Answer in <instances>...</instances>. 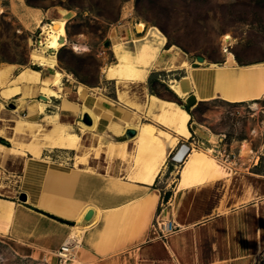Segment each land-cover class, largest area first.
<instances>
[{
  "label": "bare ground",
  "instance_id": "obj_1",
  "mask_svg": "<svg viewBox=\"0 0 264 264\" xmlns=\"http://www.w3.org/2000/svg\"><path fill=\"white\" fill-rule=\"evenodd\" d=\"M27 8V12L24 13L25 22L29 24L37 21L42 30L37 47L31 51V57L51 74L43 78L42 70L33 66H24L13 74L17 64L4 63L0 66L2 108L4 101L14 97L18 98L19 107L25 105L28 108L26 116H18L14 123L9 124L10 126H3L0 123V134L7 136L11 141V144L0 142V157L3 161L19 156L23 158L26 171L25 186L27 185L28 189L27 200L30 203L58 213L69 214L81 205L82 200L79 198L87 195L98 200L96 203H91L98 210L95 219H98L102 210H105L103 222L108 221L109 217L113 220L116 216L119 220L120 217H126L131 212L140 215V220L152 208L156 194L136 199L141 193V187L132 180L143 181L147 185L154 183L173 152L176 151L174 160L184 162L177 183L178 192L185 187L196 185L201 188L211 187L216 177H225L232 173L217 158L219 151L214 144L213 134L210 137L201 136V142L206 149L195 146L191 148L190 145L181 142L182 137L191 134L189 126L191 114L174 99L150 94L149 113L155 120L144 121L140 115L133 118L127 113L124 114L126 117L106 116L103 108L94 105L92 100L99 96L91 93L80 107L83 120H79V123L84 136L74 131L70 124L61 121L60 112H48L45 106L51 97L60 95L63 97L59 93L62 77L65 75L72 77L71 73H65L57 67L59 61L56 52L60 46L68 43L66 25L73 14L70 9L59 6L51 14V21L45 22L40 9ZM135 28L136 32H144V34L135 37L137 35H134L135 32L131 29L127 34H120L117 31L111 33L117 61L106 66L105 73L108 77L145 79L151 69L160 66L158 64L160 60L164 64L162 67L175 69L185 66L189 70L188 74L173 79L170 85L181 97H186L190 90L194 91L199 100H208L215 96L232 101L255 100L264 94V60L239 62L234 52L229 49L235 43V38L230 33L223 35L226 61L218 63L197 58L196 61H190L182 56L175 44L164 46L167 36L155 25L141 21L135 24ZM133 35L137 47L135 51L126 47L127 38ZM72 47L78 52L89 49V46L81 41L73 42ZM55 86L59 89L54 88ZM83 88L81 84L79 90ZM37 95L41 98L37 99ZM136 104L137 107L140 106L137 100ZM62 105L68 107L66 98L63 99ZM2 108L0 107V110ZM15 110L18 111V108ZM39 114H43L42 120L47 121V126L39 121ZM86 114L91 118V122L84 120ZM129 128L137 130L135 139L126 138L124 141H117L110 138L107 145L103 141L104 138L101 139L102 132L121 135ZM17 133L29 134L31 138L26 142L20 141L13 137ZM87 133L93 135L94 139L91 143L86 142ZM46 147L74 149L76 153L73 166L44 157L42 153ZM242 152L248 155L253 152L246 140L242 143ZM127 153L135 154L130 157L133 159L132 165L126 178H123L120 173V163H116L115 160L116 156L119 158L128 156ZM93 156L101 160L95 166L90 164V158ZM103 158L110 160L109 162L104 160L103 163ZM104 165L107 169L106 173L100 170V166ZM2 170L0 169V173ZM57 187L60 194L68 195L66 202H55L54 193ZM1 188L0 185V191L10 195V187ZM70 196L77 199L71 201ZM129 197L133 199L132 203L124 205L122 211L118 210L120 212L113 210L114 212L111 213L109 202L129 199ZM8 204L12 203L0 196V210L8 209V206L10 207ZM85 209L87 207H84L78 216H81ZM87 229V225L72 227L73 234L68 241L73 242L75 237L82 235Z\"/></svg>",
  "mask_w": 264,
  "mask_h": 264
},
{
  "label": "rangeland",
  "instance_id": "obj_2",
  "mask_svg": "<svg viewBox=\"0 0 264 264\" xmlns=\"http://www.w3.org/2000/svg\"><path fill=\"white\" fill-rule=\"evenodd\" d=\"M59 6L70 9L73 16L66 25L68 43L60 46L56 52L59 61L57 67L65 73H71L72 77L68 75L62 77L59 93L63 97L61 95L51 97L45 106L48 112L60 111L57 105L61 102V98L75 100L81 107L88 95L93 93L99 96L97 99H92L94 105L101 106L108 117L125 116L124 114L127 113L129 117L134 118L140 115L144 121H154L155 118L149 113L150 94L179 100L180 104L189 108L192 113L189 112L191 114L189 123L191 134L181 138L182 143L190 145L191 148L195 146L206 149L201 142V134L204 137H210L213 134L214 144L218 151L225 147L227 154L232 153L237 158L239 157L237 162L225 161L220 152H217V158L232 172L228 175L229 178L232 179L233 170H235L237 172L233 174L234 182L245 180L249 176L264 179V94L255 100L243 101H232L215 96L208 100L197 99L194 105H188L187 98L194 91L190 90L186 97H181L170 86L173 79L188 74L189 70L185 66L170 69L162 67L164 64L159 60L160 66L151 69L145 79L110 78L105 73L106 66L117 61L111 33L117 31L120 34H127L131 29L135 32L133 34L137 35L135 37H140L144 32H136L135 24L141 21L157 26L167 36L164 46L169 47L175 44L182 56L190 61H196L198 55L204 56L208 62L226 61L223 41V35L226 33H230L235 38V43L229 49L234 52L239 62L263 61L264 0H0V7H2L0 11V66L4 63L17 64L13 74L24 66L39 68L42 70L43 78L51 74L38 62H34L31 57V51L37 47L42 30L37 21L26 23L24 13L27 12V7L38 8L43 21L50 22L51 14ZM134 35L129 36L126 43V47L131 51L137 49L136 42L133 40ZM79 41L88 45L89 49L78 52L72 47L73 42ZM69 68L73 69L78 76ZM81 84L84 88L80 91ZM54 88L59 89L58 86ZM36 98L40 99L41 96L37 95ZM136 100L139 101V107H137ZM18 105L17 97L4 101L3 108V103H0L2 108L0 123L3 126H10L9 124L14 123L18 116H26L28 108L25 105L22 107ZM16 108L18 111L15 110ZM82 116L83 114L81 118L63 114L60 119L84 136L79 127V120H83ZM39 117V121L47 126V121L42 120L43 114H39ZM196 129L201 130V134H195ZM127 130L121 135L102 132L101 139L104 138L105 145L109 144L110 138L117 141H124L126 138L135 139V135L127 136ZM13 137L23 142L31 138L29 134H22L20 137L14 134ZM4 138L11 144L8 137L4 136ZM85 139L87 143H91L94 139L92 133H87ZM245 140L253 149L249 155L242 152V143ZM85 149L88 148L85 147ZM175 152L168 157L161 179H158L160 182L158 186L161 187L163 186L161 180H165L163 179L165 177L169 179L163 195L168 192L170 195L173 194L179 182L180 169L184 162L174 160ZM75 153L74 149L46 147L42 155L56 162L72 163ZM14 165L13 167L9 164L0 166V169H3L0 176L6 177L11 171L7 176L8 179L13 169H16L15 176L12 177L19 181L18 170H21L22 165L19 161H16ZM250 171L257 173L258 176L250 174ZM195 189L205 190L203 194H208L209 189L212 190L213 196L208 201L210 205L214 203V198H216L214 184L211 187H195L193 190ZM54 196L55 202H66L68 199V195L59 193L58 187ZM70 197L71 201L77 199V197ZM89 198L92 204L98 201ZM102 213L104 219L106 211L102 210ZM15 245L16 241L0 235V264H59L56 253L46 256L47 259L35 260V258L19 253ZM210 247L211 243L205 242L206 254H209ZM263 253L264 249L261 254ZM258 263L264 264V259Z\"/></svg>",
  "mask_w": 264,
  "mask_h": 264
},
{
  "label": "crops",
  "instance_id": "obj_3",
  "mask_svg": "<svg viewBox=\"0 0 264 264\" xmlns=\"http://www.w3.org/2000/svg\"><path fill=\"white\" fill-rule=\"evenodd\" d=\"M68 103V107H64L61 98L57 105L61 117L66 114L81 118L78 102L68 100ZM200 132L201 130H195V134ZM16 135L20 137L22 134ZM134 154L122 158L116 156L115 162L120 163L123 178L127 176L133 162L130 157ZM104 160L109 162L110 159ZM104 160L102 159L103 163ZM16 161L22 165L21 170H18L19 181L12 177L15 176L16 169H13L8 179L11 171L6 177L0 176L1 189L11 188L10 195L0 191V196L12 203L8 204L10 205L8 209L0 210V235L16 241V250L35 260L47 259L46 256L55 254L73 234L72 227L82 225H87L88 229L75 237L74 241L78 246L75 259L70 264H259L258 262L264 259V253L261 254L264 249V179L249 176L244 178L245 180L234 182V175L237 172L235 170L232 179L228 175L226 178L216 177L213 183L216 198L210 205L208 200L213 196V191L209 189L208 194H203L205 190H193L199 187L197 185L185 187L180 192L176 187L168 200H164L163 191L166 190L169 179L163 178L165 179L161 180L163 186H158L161 172L151 185L132 180L141 187V193L136 199L156 194L152 208L142 219L139 220L140 215L131 212L119 220L116 216L113 220L109 217L108 221L103 222L102 212L99 218L95 219L98 210L91 204L87 195L79 198L82 200L81 205L72 210L70 215L44 209L28 200H21L19 197L21 193H26L28 199L23 158L19 156L3 161L0 157V166L3 167L4 163L13 167ZM100 161V158L94 156L90 158L92 166L99 164ZM73 162L66 164L73 166ZM100 170L105 173L107 171L105 165L100 166ZM251 173L258 176L253 171H250ZM220 184L221 186H218ZM131 200L133 201L129 197L111 201L108 203L109 208L116 212L122 211L124 205L132 203ZM84 207L87 209L78 216ZM90 208L94 209V214L91 219L84 220ZM45 212L70 220L72 223L63 222ZM157 221H174L181 225V229L164 239L157 235L155 229ZM207 241L211 243L209 254L204 251V244Z\"/></svg>",
  "mask_w": 264,
  "mask_h": 264
},
{
  "label": "built area",
  "instance_id": "obj_4",
  "mask_svg": "<svg viewBox=\"0 0 264 264\" xmlns=\"http://www.w3.org/2000/svg\"><path fill=\"white\" fill-rule=\"evenodd\" d=\"M222 140V139H221ZM220 154L222 155V158H224L225 161H236L237 162V156L235 154H227V148L222 147L219 149ZM233 157V158H231ZM175 158V156H174ZM157 225H155V229L157 232V235L167 239L170 234L177 232L181 229V225L177 224L174 221H157ZM77 243L75 241H66L64 242L60 248L56 251L58 262L59 264H70L74 261L76 256V250H77Z\"/></svg>",
  "mask_w": 264,
  "mask_h": 264
},
{
  "label": "water",
  "instance_id": "obj_5",
  "mask_svg": "<svg viewBox=\"0 0 264 264\" xmlns=\"http://www.w3.org/2000/svg\"><path fill=\"white\" fill-rule=\"evenodd\" d=\"M197 59H199V60H206L205 57L202 56V55H198L197 56ZM196 101H197V96H196L195 93L190 94L188 96V98H187V104L188 105H194ZM84 120L86 122H91V118L88 115H86V117L84 118ZM136 133H137V130L136 129L130 128V129L127 130V136L128 137L134 136V135H136ZM19 197H20L21 200H24V201L27 200V194L26 193H21ZM93 214H94V209L93 208L88 209L87 212H86V214H85V216H84V220L91 219V217L93 216Z\"/></svg>",
  "mask_w": 264,
  "mask_h": 264
},
{
  "label": "trees",
  "instance_id": "obj_6",
  "mask_svg": "<svg viewBox=\"0 0 264 264\" xmlns=\"http://www.w3.org/2000/svg\"><path fill=\"white\" fill-rule=\"evenodd\" d=\"M241 62V61H240ZM241 63H243V62H241ZM71 71H73L77 76H78V74L73 70V69H71V68H69ZM153 93H156V92H154V91H152ZM178 102H179V100H177ZM180 103V102H179ZM187 108V107H186ZM187 110L191 113V111L189 110V108H187ZM192 114V113H191ZM0 142H2V143H5V144H9L10 142L8 141V140H6L4 137H1L0 136ZM170 196V193L168 192V193H166V195H164V200H168V197ZM42 212H44L43 210H41ZM45 213H47V214H50V213H48V212H45ZM51 216H53V217H55V218H57V219H59V220H61V221H63V222H67V223H72V221H70V220H67V219H64V218H61V217H58V216H55V215H52V214H50Z\"/></svg>",
  "mask_w": 264,
  "mask_h": 264
}]
</instances>
